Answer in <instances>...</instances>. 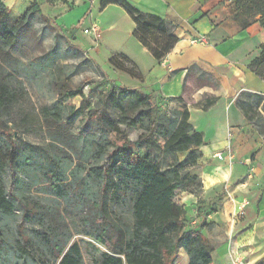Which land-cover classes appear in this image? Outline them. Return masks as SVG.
Wrapping results in <instances>:
<instances>
[{"label": "trees", "instance_id": "1", "mask_svg": "<svg viewBox=\"0 0 264 264\" xmlns=\"http://www.w3.org/2000/svg\"><path fill=\"white\" fill-rule=\"evenodd\" d=\"M3 1L0 264H85L74 235L90 240L91 264H175L180 250L187 264H212L213 244L189 226L187 211L175 200L180 192L197 194L202 188L194 171L204 141L190 124L183 100L161 102L173 108L160 112L150 95L113 88L102 93L98 108H91L81 87H73L63 75L53 49L29 56L28 49L41 46L31 25L33 15L43 17L39 6L32 3L13 18ZM116 1L143 27L166 31L162 18ZM231 14L239 30L255 23L261 28L262 42L248 68L264 81V0H231ZM36 79L56 97L53 104L35 107L27 86ZM77 96L78 108L64 104ZM240 97L237 109L264 140V96ZM108 106L119 112L116 120L105 113ZM84 110L121 145H98L87 161H77L66 174L51 144L33 148L21 142L39 130L65 145L67 129ZM121 126L139 130L137 138L128 139Z\"/></svg>", "mask_w": 264, "mask_h": 264}, {"label": "crops", "instance_id": "2", "mask_svg": "<svg viewBox=\"0 0 264 264\" xmlns=\"http://www.w3.org/2000/svg\"><path fill=\"white\" fill-rule=\"evenodd\" d=\"M125 1L162 18L166 31L138 24L116 0H4L3 5L15 18L32 3L41 13L44 8L56 13L59 18H51L55 26L82 27L94 54L121 55L128 61L137 78L129 77L137 83L131 90L158 95L162 102L185 99L190 124L204 141L194 171L202 188L197 194L180 192L177 203L187 211L189 226L213 244L212 264H231V257L264 264V141L233 106L241 93L264 96V81L248 68L262 42L260 26L221 28L206 14L211 8L204 4L207 0ZM93 24L100 31L98 40L87 33ZM200 37L204 44H191ZM194 69L214 78L217 88L202 86L187 97V75ZM208 95L218 99L217 105L207 112L197 109L195 104ZM228 148L232 161L215 157ZM243 201L249 203L244 216L234 218ZM178 258L187 264L183 250L175 264Z\"/></svg>", "mask_w": 264, "mask_h": 264}, {"label": "rangeland", "instance_id": "3", "mask_svg": "<svg viewBox=\"0 0 264 264\" xmlns=\"http://www.w3.org/2000/svg\"><path fill=\"white\" fill-rule=\"evenodd\" d=\"M204 4H208L209 7H211L207 10L206 14L213 23L227 30H231L234 25L237 26L232 20L231 0H207ZM45 10L44 8V13H42L43 17L35 14L31 18V25L37 36L40 37L41 46L40 48L34 47L32 50L28 49V54L29 56H36L41 54V52L45 53L53 49V57L55 58L56 64L62 68L63 75L70 80L73 87H81V91L91 108H98L100 106L102 93L105 90L113 88L131 90L133 85H137L136 82L129 78L135 77L133 74L134 72L123 56L112 55V57H110L107 54H94L90 41L86 36H83L82 31H80L82 27L80 29H63L57 25L55 26L51 18L57 20L59 15H56V13L49 14ZM10 16L15 18L16 15L12 12ZM86 26L88 27V25H85V27ZM110 67H112V69ZM4 73V69L0 65V79L3 78ZM43 77H45V74ZM187 80L186 82L189 83V86L184 90L187 97L190 96V93L194 92V90L202 86L211 89L217 88V81L214 78L207 76L201 71H195V69L188 72ZM44 85L43 80L36 79L27 86L30 98L36 108L49 106L56 100L53 93ZM240 98V95L237 96L233 104L238 112L239 110L235 103L236 101H240ZM80 101V97L77 96L67 100L64 104L78 108L80 106ZM242 101H244V99ZM161 102V97L158 95L153 96V103L157 105L160 112H166L173 108V105L166 106ZM183 102L187 106L185 99H183ZM250 102L253 101L251 100ZM217 103V98L208 95L203 96L201 100L195 104V107L203 112H207L215 107ZM187 108L189 111L188 106ZM105 113L113 120H116L119 115V112L110 106L105 109ZM121 130L130 140H135L139 134V130L126 128L124 126H121ZM67 131L69 139L66 141L65 145L53 143L39 130L23 136L21 142L25 144V146L33 148L51 144L50 151L60 159L62 167L67 171L66 174H68L69 168H72L73 164L77 161H87L93 155L98 145H102L105 142L113 146L121 145V140L113 133L104 132L97 123V120L86 114V110L74 120ZM141 152L140 150V153ZM6 179L8 180V175H6ZM32 194L39 195L37 192H32ZM178 199L179 194L175 196V200L178 201ZM0 223H3L2 219H0ZM10 226H12V224ZM4 230L6 232L10 231L9 225H5ZM73 241L79 243L85 264H91V257L89 256V250L86 244L90 243V240L80 235H74ZM176 264H183V259L178 258Z\"/></svg>", "mask_w": 264, "mask_h": 264}, {"label": "built area", "instance_id": "4", "mask_svg": "<svg viewBox=\"0 0 264 264\" xmlns=\"http://www.w3.org/2000/svg\"><path fill=\"white\" fill-rule=\"evenodd\" d=\"M91 33L94 38L96 40H98L100 38V31L99 29L97 28L96 25H91L90 29L87 31V33ZM205 43V39L200 37L199 39H195L191 42L192 45L194 44H204ZM215 157L218 159V160H223V159H228L229 161H232L233 159V155L232 153L230 152V149L228 148V150L225 152V153H217L215 155ZM249 205V203L247 201H243V203L241 204V207H240V210L238 213H236L234 215V218L236 217H242L244 216V212H245V209L246 207ZM231 264H247L243 261L242 258L240 257H231Z\"/></svg>", "mask_w": 264, "mask_h": 264}]
</instances>
